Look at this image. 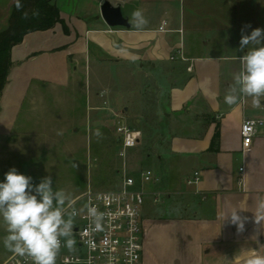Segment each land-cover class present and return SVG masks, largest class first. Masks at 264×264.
Returning <instances> with one entry per match:
<instances>
[{"label": "crops", "instance_id": "obj_1", "mask_svg": "<svg viewBox=\"0 0 264 264\" xmlns=\"http://www.w3.org/2000/svg\"><path fill=\"white\" fill-rule=\"evenodd\" d=\"M105 1L55 0L61 21L12 47L0 96V159L13 139L18 149L34 138L26 124L38 120L46 99L86 93L99 122L113 126L119 112L142 136L157 124L151 153L159 181L151 189L162 195L149 194L143 206L145 264H236L263 249L264 126L248 149L241 127L264 111L224 97L242 67L241 28L264 29V0H110L129 23L141 9L148 20L141 28L108 25ZM16 2L0 0V32ZM196 171L200 181L189 184ZM236 210L242 229L228 216Z\"/></svg>", "mask_w": 264, "mask_h": 264}, {"label": "rangeland", "instance_id": "obj_2", "mask_svg": "<svg viewBox=\"0 0 264 264\" xmlns=\"http://www.w3.org/2000/svg\"><path fill=\"white\" fill-rule=\"evenodd\" d=\"M95 76L94 71L88 74L89 85L93 84ZM76 96L61 101L53 97L46 99L45 105L36 113L38 120L26 124L34 138L24 139V145L18 149L17 140L13 139L0 159V182L12 167L31 176L34 183L51 175L54 188L64 190L73 200L89 186L97 190L118 188L124 169L135 175L137 170L146 168L158 173L157 156L151 153L156 151L157 124H148L142 140L129 150L124 160L119 154L120 144L115 139V123L112 126L108 120L99 122V116L93 118L95 112L90 109L86 93L78 91ZM97 129L100 137L95 135ZM145 200L146 204L151 203L149 195ZM155 207L161 213L166 208L162 201ZM6 235V226L0 218V264L14 254L3 244Z\"/></svg>", "mask_w": 264, "mask_h": 264}, {"label": "clouds", "instance_id": "obj_3", "mask_svg": "<svg viewBox=\"0 0 264 264\" xmlns=\"http://www.w3.org/2000/svg\"><path fill=\"white\" fill-rule=\"evenodd\" d=\"M16 6L18 10L22 7L19 0ZM131 16L130 23L137 28L148 23L141 9L134 10ZM249 28L250 24L241 28L239 50L243 55L239 59L242 67L233 75L234 84L229 87L224 101L235 105L241 96H245L251 98L254 108H260L264 98V29L254 28L249 33L246 31ZM95 135L101 136L98 129ZM73 203L64 190L54 188L51 175L34 183L31 176L19 173L15 167L10 168L0 182V218L7 232L3 238L5 248L19 256L31 257L33 264H56L61 238H65L69 250L76 243L73 238L74 213L68 211ZM86 207L87 216L94 225L92 230L102 231L105 214L96 206ZM259 209L264 211V200L260 201ZM228 216L243 228L237 210ZM247 264H264V256L254 252Z\"/></svg>", "mask_w": 264, "mask_h": 264}, {"label": "built area", "instance_id": "obj_4", "mask_svg": "<svg viewBox=\"0 0 264 264\" xmlns=\"http://www.w3.org/2000/svg\"><path fill=\"white\" fill-rule=\"evenodd\" d=\"M166 25L164 22L160 30H166ZM240 102L243 106L252 104L251 98L245 96L240 97ZM261 104L255 109L264 111V98ZM263 126V117H245L241 127L244 148H250L254 136ZM115 128L119 154L125 160L129 150L140 143L142 131L128 124L119 112H115ZM200 179L201 173L196 171L187 182L198 184ZM158 181V175L151 168L140 169L137 175L124 169L118 188L97 190L89 186L75 197L68 211L74 213L73 238L76 243L69 250L65 238H61L56 264H145L143 206L146 195L153 194L156 201L161 198V192L151 189ZM87 205L96 206L105 214L102 231L92 230L94 225L87 216ZM254 252L264 256V248L253 250L236 264H247ZM3 264H33V260L27 255L12 254Z\"/></svg>", "mask_w": 264, "mask_h": 264}, {"label": "trees", "instance_id": "obj_5", "mask_svg": "<svg viewBox=\"0 0 264 264\" xmlns=\"http://www.w3.org/2000/svg\"><path fill=\"white\" fill-rule=\"evenodd\" d=\"M54 1L19 0L22 5L19 10L17 2L14 4L9 26L0 32V96L11 67L12 47L21 42L27 33L49 29L61 21L60 10Z\"/></svg>", "mask_w": 264, "mask_h": 264}, {"label": "water", "instance_id": "obj_6", "mask_svg": "<svg viewBox=\"0 0 264 264\" xmlns=\"http://www.w3.org/2000/svg\"><path fill=\"white\" fill-rule=\"evenodd\" d=\"M101 13L110 26H130L129 20L124 16L121 6L114 5L110 0H106L101 5Z\"/></svg>", "mask_w": 264, "mask_h": 264}]
</instances>
